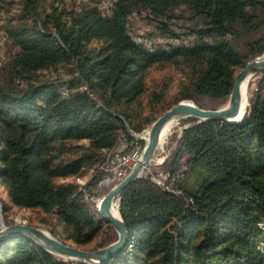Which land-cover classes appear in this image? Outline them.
<instances>
[{"label":"trees","instance_id":"trees-1","mask_svg":"<svg viewBox=\"0 0 264 264\" xmlns=\"http://www.w3.org/2000/svg\"><path fill=\"white\" fill-rule=\"evenodd\" d=\"M65 1L19 0V13L4 22L18 52L0 78V184L14 205L53 214L78 245L108 227L103 247L118 238L114 227L98 218L83 188L55 179L82 172L122 132L133 139L129 127L159 117L141 111L154 65L174 64L186 77L173 104L228 98L239 68L264 53V0H117L108 11ZM142 11L173 38L187 21L193 39L148 48L129 28V16ZM262 89L264 76L239 122L189 118L195 123L162 163L167 173L187 165L181 193L147 175L124 188L119 210L129 238L103 264H264ZM152 96L165 100L160 90ZM82 139L89 145L73 146L84 148L80 155L63 157ZM0 264L91 263H71L31 236L11 234L0 239Z\"/></svg>","mask_w":264,"mask_h":264},{"label":"rangeland","instance_id":"rangeland-1","mask_svg":"<svg viewBox=\"0 0 264 264\" xmlns=\"http://www.w3.org/2000/svg\"><path fill=\"white\" fill-rule=\"evenodd\" d=\"M116 1L117 0H66L65 2L68 8L78 9H80L86 2H92V4L98 3L101 9L108 11L113 8ZM18 2L19 0H0V78L6 71V67L8 66L10 60L18 52V48L12 44L4 29L5 20L10 16H16L19 13L21 5ZM179 22L180 23L177 24V27H174V29L177 30V33H181V36L179 38H173L167 35V33L160 34V32L155 31L154 24L150 23L149 19H147L146 11L135 12L129 16V28L135 40L144 43L145 46L151 48L152 50H155L154 46H158L159 44L167 46V43H172L176 45L183 42L188 43L193 39V36L188 33V29L186 28L187 21L180 20ZM240 69L241 68H239V70ZM45 73H47L49 76H55L54 74L56 72L47 71ZM263 76L264 72H261L251 77L247 90V108L250 104V97L258 89V84L263 79ZM185 79L186 77L181 69H179V67L175 66L174 64L166 63L163 65H154L150 67L147 74L149 91L141 98L143 106L141 111H143L148 117L162 115L163 108L166 107V105L168 109L175 105L173 104L175 97L178 94ZM81 88H86V86L83 85ZM154 90H160L165 93V100L163 103L152 101V93ZM262 94L264 96V89H262ZM94 97L97 96L94 95ZM227 99L228 98L218 99L209 96H200L197 101L192 99L190 100L204 108H218L225 105ZM189 118H192V116L180 119L171 126L163 142L160 144L153 158L151 159L152 163H149L154 169L158 168L154 162L165 160L169 150L176 144V140L178 136L181 135L182 130L195 123L194 120ZM152 123L146 124L140 130H134L133 128L129 127V131L133 136V139L129 140L128 136L122 132L113 149L103 151V154L95 163L92 165H86L82 169V172L78 174L67 177H58L55 179V182H72L78 184L80 188H83L86 200L92 205V207H94V209H96L98 218L102 219L105 223L108 222L99 212L97 207L98 202L106 192H108L112 187H114L128 175L127 174L122 180L118 181L115 178L116 175L114 176V171H112L111 158L116 154V152L125 154L136 148H141L142 153L144 142L140 138H144L146 141L148 140L149 130ZM76 144L84 145L86 147L89 145V140L82 139L80 141H71L69 143V149L63 153V157H75L84 151V148H74L73 146ZM187 157L188 155L186 154L184 160H186ZM136 162L132 165L131 169L136 164ZM146 167L143 169L140 176L146 175ZM14 223H26L42 227L63 241L72 243L87 250L99 248L97 247V244L106 238L108 228L104 227L103 231L96 237L94 241L85 245H78L73 239L67 238L64 226L56 224V219L53 214H47L43 210L37 208H27L14 205L8 196L7 187L0 184V229ZM116 234L118 235L117 231ZM58 257L71 263L74 261H79L69 257Z\"/></svg>","mask_w":264,"mask_h":264},{"label":"water","instance_id":"water-1","mask_svg":"<svg viewBox=\"0 0 264 264\" xmlns=\"http://www.w3.org/2000/svg\"><path fill=\"white\" fill-rule=\"evenodd\" d=\"M261 72H264V53L249 60L237 72L233 89L225 105L218 108H204L190 99H184L167 109L151 124L148 140L145 141L143 151L136 164L122 181L101 197L97 205L103 218L116 229L118 238L115 241L94 250H87L63 241L42 227L26 223H14L0 229V239L11 234H26L55 255L74 258L91 264L106 263L114 253L127 243L129 238V231L119 210L120 195L124 188L139 177L143 169L151 162L164 140L165 127L173 121L176 122L191 116L196 117L198 122L211 118H223L229 122L241 121L247 111V107H244L245 101L248 102V88H245V82Z\"/></svg>","mask_w":264,"mask_h":264},{"label":"built area","instance_id":"built-area-1","mask_svg":"<svg viewBox=\"0 0 264 264\" xmlns=\"http://www.w3.org/2000/svg\"><path fill=\"white\" fill-rule=\"evenodd\" d=\"M145 143L144 138H140ZM141 148H136L128 153L120 154L116 152V155L111 158L112 171H114L115 178L120 181L131 170L132 165L140 158ZM152 163V161H151ZM157 169H154L151 164L146 167V175L150 176L156 183L164 187L169 191L176 193L182 192L183 185V169H187L185 163L181 164L179 170L173 173H167L162 167L163 161L154 162Z\"/></svg>","mask_w":264,"mask_h":264},{"label":"bare ground","instance_id":"bare-ground-1","mask_svg":"<svg viewBox=\"0 0 264 264\" xmlns=\"http://www.w3.org/2000/svg\"><path fill=\"white\" fill-rule=\"evenodd\" d=\"M248 81V80H247ZM245 82V88L247 89L248 87H249V81L248 82ZM247 105H248V102L247 101H245V105H244V107H247ZM175 122L173 121V122H171V123H169V125H167L166 127H165V129H164V134H165V136H166V134L168 133V131L170 130V128H171V126L174 124ZM165 138V137H164ZM116 155V154H115ZM114 155V156H115ZM179 170V169H178ZM186 170L187 169H183V182H184V180H185V174H186Z\"/></svg>","mask_w":264,"mask_h":264}]
</instances>
